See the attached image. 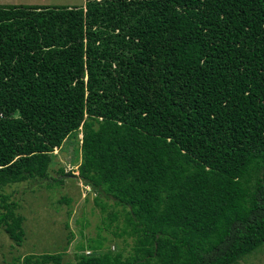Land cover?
Wrapping results in <instances>:
<instances>
[{
    "label": "trees",
    "instance_id": "1",
    "mask_svg": "<svg viewBox=\"0 0 264 264\" xmlns=\"http://www.w3.org/2000/svg\"><path fill=\"white\" fill-rule=\"evenodd\" d=\"M79 132L77 177L121 208L134 255L89 246L74 264H233L263 246L264 0L0 5V229L18 246L3 189L50 179Z\"/></svg>",
    "mask_w": 264,
    "mask_h": 264
},
{
    "label": "rangeland",
    "instance_id": "2",
    "mask_svg": "<svg viewBox=\"0 0 264 264\" xmlns=\"http://www.w3.org/2000/svg\"><path fill=\"white\" fill-rule=\"evenodd\" d=\"M0 5L83 7L84 0H0ZM80 140L79 132L54 149L48 169L50 179L12 184L3 189V193L18 202L15 212L24 219L25 235L18 246L3 227L0 229V264H12L14 259L21 260L30 254H61V264H74L78 256L93 254L89 246L98 245L95 253L120 254L123 260L134 255V238L122 234L121 208L108 202L102 209L95 203L93 190L77 177ZM57 180H62V184ZM233 264H264V245Z\"/></svg>",
    "mask_w": 264,
    "mask_h": 264
}]
</instances>
